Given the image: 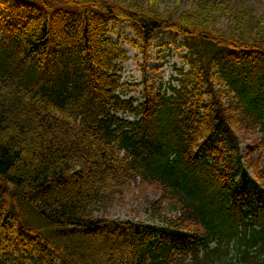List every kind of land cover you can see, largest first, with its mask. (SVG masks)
<instances>
[{
    "label": "trees",
    "instance_id": "1",
    "mask_svg": "<svg viewBox=\"0 0 264 264\" xmlns=\"http://www.w3.org/2000/svg\"><path fill=\"white\" fill-rule=\"evenodd\" d=\"M0 8V264H264V0ZM123 21L136 46L163 29L187 46L143 100ZM136 191L165 229L106 214Z\"/></svg>",
    "mask_w": 264,
    "mask_h": 264
},
{
    "label": "rangeland",
    "instance_id": "2",
    "mask_svg": "<svg viewBox=\"0 0 264 264\" xmlns=\"http://www.w3.org/2000/svg\"><path fill=\"white\" fill-rule=\"evenodd\" d=\"M110 28V35L119 41L128 55V58L121 62L123 80L128 82L125 89L137 98H143L146 88L159 86L171 80L172 76L176 75V67H180L184 62L183 55L187 48L183 38L174 37L168 31H157L149 45L140 47L135 45L134 30L127 23H111ZM241 134L245 143H252L255 136L252 135L253 133ZM249 188L253 192L261 190L260 184L253 178L250 179ZM138 193L136 191L135 196L129 195L124 205L114 202L106 214L113 218L133 219L155 227L159 232L163 229L162 221L153 215V213L156 214V210H152L144 199L145 197ZM145 194L150 196L149 200L156 196L150 190Z\"/></svg>",
    "mask_w": 264,
    "mask_h": 264
}]
</instances>
